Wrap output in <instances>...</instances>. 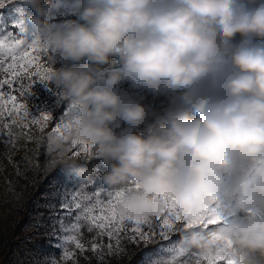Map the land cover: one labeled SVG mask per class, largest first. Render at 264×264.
Listing matches in <instances>:
<instances>
[{"label":"clouds","instance_id":"9594fccd","mask_svg":"<svg viewBox=\"0 0 264 264\" xmlns=\"http://www.w3.org/2000/svg\"><path fill=\"white\" fill-rule=\"evenodd\" d=\"M15 3L48 58L44 83L67 105L47 167L68 166L73 145H89L79 158L100 163L78 175L119 193L130 216L169 204L205 215L227 193L228 218L212 231L237 264H264V0H74L78 18L61 23L52 22L61 0ZM125 82L167 106L145 104ZM204 235L193 231L188 244Z\"/></svg>","mask_w":264,"mask_h":264},{"label":"rangeland","instance_id":"374dc122","mask_svg":"<svg viewBox=\"0 0 264 264\" xmlns=\"http://www.w3.org/2000/svg\"><path fill=\"white\" fill-rule=\"evenodd\" d=\"M15 8L16 3L12 2L4 9H0V18L9 22L6 29L0 28V41L6 45L25 38L18 28L12 27L11 20L14 17L21 19L24 14L23 9L15 12ZM75 11L77 10L74 0H61V7L52 18V22L61 23L66 20L67 15ZM24 26L27 43L31 44L38 38V34L30 25L24 24ZM41 59L47 67V57L42 56ZM62 63L59 60L53 61L54 67H61ZM33 75H36L35 72ZM30 82L26 80L25 86ZM120 89L137 98L144 96L143 102L158 110H162L168 104V97L153 96L144 90L133 88L127 82L121 84ZM59 91L52 83L37 82L27 97H21L26 100L30 114L37 116V119H40L41 112L50 114L51 119L44 122L43 126L33 123L31 119L24 120L19 116L9 117L6 113L0 116V264H52L53 259L57 264H64L61 258V248L57 247L59 237L63 234L60 232L59 224L56 223L57 218L64 215V210L60 208L61 196L52 198L48 195L49 193L58 192L62 195L65 187L69 192L76 189L86 194L100 191L101 199L104 201L114 194L104 189L98 179L89 183L90 181H84L79 176L77 180L72 170L89 167L79 162L83 160L79 158L83 152L73 155L76 149L72 151L74 160L68 166L61 165L54 169L47 167L50 159L48 137L55 133L58 123L62 125L65 122L67 105L63 102L57 104ZM12 94H17V92ZM5 123L8 124L7 128L4 127ZM126 127L124 124L119 126V128ZM105 170L101 165V171ZM68 177L72 179L69 180ZM54 181L55 186H53ZM48 203L54 207L46 206ZM218 205V211L224 219H227L228 217L223 216L224 210L230 207V197L227 193L221 196ZM233 214H235V209H233ZM64 222L65 224L71 223V218H66ZM215 227L216 225H210L207 230H202L210 232ZM126 235L130 233H120L122 251L118 254L108 253L109 240L105 236L102 241L105 246L102 259L98 252L87 250L81 253L79 250H74V261L70 260L68 264H138L146 249H155L167 243L158 235L153 237L152 242L147 245L143 241L130 242L125 239ZM94 237H96L95 231L89 232L86 227L82 230L81 240L89 249ZM27 238H32V240ZM171 239L182 241L183 235L174 233ZM100 242L97 239V243ZM137 255L141 256L134 259Z\"/></svg>","mask_w":264,"mask_h":264},{"label":"snow or ice","instance_id":"6c2138e0","mask_svg":"<svg viewBox=\"0 0 264 264\" xmlns=\"http://www.w3.org/2000/svg\"><path fill=\"white\" fill-rule=\"evenodd\" d=\"M12 2L13 0H0V9H4ZM14 10L15 12L20 11L17 7ZM8 23L0 18V28L6 29ZM11 24L12 27L18 28L25 38L7 45L0 41V57H3L0 59V116L5 113L9 117L19 116L24 120L31 119L33 123L43 126L44 122L51 119L50 114L41 112L40 119H37V116L30 114L26 100L21 97H27L35 83H44L45 66L41 58L47 56L35 42L27 43L26 28L21 19L14 17ZM33 72H35V76ZM26 80L31 81L27 86H25ZM13 92H17V94H12ZM63 125L64 123L62 125L58 123L55 133L60 132ZM4 127L7 128L8 124L5 123ZM89 148V145L79 147L73 145V149H76L73 155H79L80 152H85ZM72 171L78 180V170L73 169ZM67 179L71 180L72 177ZM55 183L54 181L53 186ZM48 195L52 198L61 196L60 208L64 210V215L58 217L56 223L59 224L60 232L63 235L59 237L57 247L61 248V258L64 264H68L70 260L74 261V250H79L81 253L87 250L98 252L102 259L105 247L102 241L105 236L109 240L108 253L118 254L122 251L120 248L121 232L130 233L125 236V239L130 242L143 241L147 245L157 235L167 241L155 249H146L138 264H221V262L237 264V261L231 256L230 243L214 231H204L206 235L202 237V242L197 247H191L188 244L193 231L207 230L210 225H217L224 221V218L219 214V205L215 198L210 201L209 210L205 215L185 217L181 216L178 209L171 204L167 206L163 214L125 215L118 208L119 193L111 194L107 201L101 199L100 191L86 194L81 190L74 189L69 192L67 187L62 195L58 192H51ZM46 206L54 207L51 203ZM66 218H71V223L65 224ZM85 227L89 232H96V237L90 243V249L81 240L82 230ZM174 233H182L183 240H172L171 235ZM97 239L101 242L97 243ZM52 264H57V262L53 259Z\"/></svg>","mask_w":264,"mask_h":264},{"label":"trees","instance_id":"16d2710c","mask_svg":"<svg viewBox=\"0 0 264 264\" xmlns=\"http://www.w3.org/2000/svg\"><path fill=\"white\" fill-rule=\"evenodd\" d=\"M13 2H15V0L13 1ZM76 12L77 11H75V12H73L72 14H70V15H67L66 17H65V19L66 20H76L78 17H77V14H76ZM239 36H237L236 37V42H238L239 41ZM116 58L114 57L113 58V60H115ZM115 66H118V65H115ZM81 164H83V165H85V166H87V167H89V168H92L93 167V165L94 164H99L100 162L98 161V160H91L90 162H85L84 160H81V161H79ZM139 253H141V251L139 252ZM138 253V254H139ZM141 255H137L136 257H134V259H138V257H140Z\"/></svg>","mask_w":264,"mask_h":264},{"label":"built area","instance_id":"2783aa9c","mask_svg":"<svg viewBox=\"0 0 264 264\" xmlns=\"http://www.w3.org/2000/svg\"><path fill=\"white\" fill-rule=\"evenodd\" d=\"M27 239L30 240V241L32 240V238H27Z\"/></svg>","mask_w":264,"mask_h":264}]
</instances>
